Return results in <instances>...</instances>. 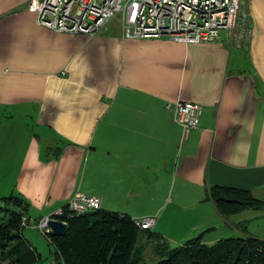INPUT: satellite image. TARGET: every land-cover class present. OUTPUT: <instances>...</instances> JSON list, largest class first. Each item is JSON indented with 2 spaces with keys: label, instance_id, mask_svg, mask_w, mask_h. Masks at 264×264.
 <instances>
[{
  "label": "crops",
  "instance_id": "1",
  "mask_svg": "<svg viewBox=\"0 0 264 264\" xmlns=\"http://www.w3.org/2000/svg\"><path fill=\"white\" fill-rule=\"evenodd\" d=\"M27 3L0 0V183L28 200L32 219L76 193L134 218L123 201L146 196L160 208L174 181L170 194L188 183L197 209L175 245L264 221V210L224 217L206 197L221 184L264 200V0H246L252 32L242 46L225 30L198 43L125 38L112 19L91 36L61 33L40 26ZM177 100L202 106L186 139L165 107ZM246 229L264 239L262 224Z\"/></svg>",
  "mask_w": 264,
  "mask_h": 264
},
{
  "label": "trees",
  "instance_id": "2",
  "mask_svg": "<svg viewBox=\"0 0 264 264\" xmlns=\"http://www.w3.org/2000/svg\"><path fill=\"white\" fill-rule=\"evenodd\" d=\"M206 197L224 217L264 210V200L243 187L211 185ZM29 208L28 200L18 192L0 196V264H44L41 253L23 233L26 226L40 219H32ZM52 216L66 227L58 233L42 231L53 254L48 264H140L144 260L138 244L141 230L153 233L140 229L137 219L127 213L100 207L77 212L67 203ZM31 220L35 222L30 224ZM245 223H237L242 234L210 243L203 242L200 232L181 244H157L160 259L156 264H264V239L249 232Z\"/></svg>",
  "mask_w": 264,
  "mask_h": 264
},
{
  "label": "built area",
  "instance_id": "3",
  "mask_svg": "<svg viewBox=\"0 0 264 264\" xmlns=\"http://www.w3.org/2000/svg\"><path fill=\"white\" fill-rule=\"evenodd\" d=\"M27 7L40 26L61 33L91 36L118 15L125 38L165 36L175 42L198 43L217 40L225 30L231 46H242L252 32L246 0H28ZM165 107L173 111L182 139L198 127L201 105L177 100ZM68 207L77 212L97 209L100 198L76 193ZM59 213L60 209L54 212ZM46 220L40 225L48 230ZM155 221L154 216H145L136 224L150 229Z\"/></svg>",
  "mask_w": 264,
  "mask_h": 264
},
{
  "label": "rangeland",
  "instance_id": "4",
  "mask_svg": "<svg viewBox=\"0 0 264 264\" xmlns=\"http://www.w3.org/2000/svg\"><path fill=\"white\" fill-rule=\"evenodd\" d=\"M118 20H120L119 15L112 19V21L115 22H117ZM173 182L174 181L166 182V201L163 206H160L159 204L160 208H157V201L151 202L147 199L146 196L145 199L140 203L134 204L132 202L126 203V201H123L120 205V207H125L127 205L130 209L129 212L137 220L145 216H154L157 220L156 224L150 228V231L153 232L152 234H150L148 230H141V233L139 235L138 244L142 249L144 259L140 264H156L160 258L156 254L155 245L166 242L167 244L173 246L175 245V243H177L174 242L173 239H180L183 236L185 238L192 230L193 221L197 216V214H195L197 209L192 206L195 198L188 197V191L186 187L188 183L183 184L184 188H182V190H179L178 194L172 193L173 195H171V188L179 186V183L173 184ZM5 189L7 188L4 182H1L0 195L9 194V191ZM162 191L163 189L160 188V192ZM154 193L155 192L153 191V189L149 192V194L153 196ZM156 199H162V201L164 202V198ZM31 214L34 215L33 217L37 215V213L33 212H31ZM51 215L52 214L44 216L38 219V221L36 222L34 220H31L30 224L32 223V221L35 223H32L31 226H26L23 229L24 235L35 245L37 250L41 253L44 259V264H48L51 261L53 254L51 252V247L47 243L46 237L42 233V231H44V228H41L40 224L42 220L46 219V217L47 219L52 217ZM249 222V225L246 222L244 226L250 228L251 230L257 229L258 224H262V226L264 227V221L259 222L255 218H253L252 220H249ZM241 227H243V225ZM233 236H235V234Z\"/></svg>",
  "mask_w": 264,
  "mask_h": 264
},
{
  "label": "water",
  "instance_id": "5",
  "mask_svg": "<svg viewBox=\"0 0 264 264\" xmlns=\"http://www.w3.org/2000/svg\"><path fill=\"white\" fill-rule=\"evenodd\" d=\"M45 226L48 231L58 233L62 232L65 229L66 224L55 217H50L46 220Z\"/></svg>",
  "mask_w": 264,
  "mask_h": 264
}]
</instances>
